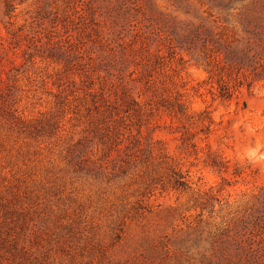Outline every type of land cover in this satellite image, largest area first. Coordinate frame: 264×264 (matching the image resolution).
Segmentation results:
<instances>
[{
	"label": "rangeland",
	"instance_id": "1",
	"mask_svg": "<svg viewBox=\"0 0 264 264\" xmlns=\"http://www.w3.org/2000/svg\"><path fill=\"white\" fill-rule=\"evenodd\" d=\"M219 1L0 0V264H205L264 193V79L221 99L180 47Z\"/></svg>",
	"mask_w": 264,
	"mask_h": 264
},
{
	"label": "trees",
	"instance_id": "2",
	"mask_svg": "<svg viewBox=\"0 0 264 264\" xmlns=\"http://www.w3.org/2000/svg\"><path fill=\"white\" fill-rule=\"evenodd\" d=\"M233 1H219L217 5L229 9ZM236 15L235 29L230 37L215 33L200 23L188 27L179 39L180 47L189 55L197 54L196 61H200L208 73L207 83L210 88L216 85L221 99H230L240 86L249 89L253 79H264V0H248L238 8ZM52 39L51 43H54ZM60 48L67 51L66 44H61ZM120 52L124 55L123 50ZM76 55L81 58L83 52L77 49ZM99 101L103 102L104 97ZM98 106L99 110L104 107ZM182 109L178 106V112ZM182 139L183 142L188 140L186 136ZM206 165L219 174L229 172L228 164L215 156H209ZM241 173L243 168L240 166L230 172L232 177H239ZM250 174L253 177L256 172L250 171ZM220 179L229 184L225 177L220 175ZM178 183L186 185L182 179ZM206 198L209 201L213 196ZM205 255V264H264L263 192L254 195L253 201L244 208L228 212L227 220L212 235Z\"/></svg>",
	"mask_w": 264,
	"mask_h": 264
}]
</instances>
